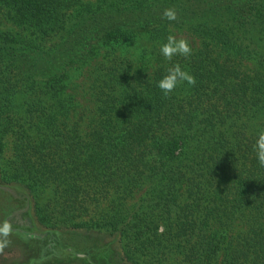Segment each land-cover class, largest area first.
<instances>
[{
    "label": "trees",
    "instance_id": "obj_1",
    "mask_svg": "<svg viewBox=\"0 0 264 264\" xmlns=\"http://www.w3.org/2000/svg\"><path fill=\"white\" fill-rule=\"evenodd\" d=\"M172 31L200 49L167 60ZM176 63L196 83L165 96ZM262 132L264 0H0V186L52 251L86 232L113 264H264Z\"/></svg>",
    "mask_w": 264,
    "mask_h": 264
},
{
    "label": "rangeland",
    "instance_id": "obj_2",
    "mask_svg": "<svg viewBox=\"0 0 264 264\" xmlns=\"http://www.w3.org/2000/svg\"><path fill=\"white\" fill-rule=\"evenodd\" d=\"M170 35L178 41H187L191 52H197L202 45L199 39L188 34L172 31ZM243 65L248 69L253 68L248 62H243ZM86 81H88V73H85L73 87L75 88L73 92L79 95L83 105H88L90 100L89 97L83 96ZM7 154L9 155L10 152ZM0 189V225L5 222L11 223V231H14L9 232L7 236L0 234V264H113L118 260L120 250L114 238L100 237L86 232H62L61 245L55 252L49 244L41 245L28 236L22 235L13 225V202L8 200L2 192L3 186H0ZM9 193L7 195L12 198ZM26 223L25 231L29 234L46 232V229L37 223L33 212H31L30 221L27 222L26 219Z\"/></svg>",
    "mask_w": 264,
    "mask_h": 264
},
{
    "label": "clouds",
    "instance_id": "obj_3",
    "mask_svg": "<svg viewBox=\"0 0 264 264\" xmlns=\"http://www.w3.org/2000/svg\"><path fill=\"white\" fill-rule=\"evenodd\" d=\"M164 17L173 21L176 19V12L174 9H167L164 12ZM191 48L187 41L176 40L174 36H168L167 42L160 48L161 54L169 61L172 60L173 56L188 57L191 55ZM186 82L188 85H194L196 83L195 78L190 74L188 70L182 68L179 63L173 64L168 68L167 74L164 75L158 82L157 87L161 92L168 96L176 87L181 83ZM254 151L257 155V159L261 165H264V132L258 135L256 143L254 145ZM11 231V225L5 222L0 225V234L7 236Z\"/></svg>",
    "mask_w": 264,
    "mask_h": 264
}]
</instances>
